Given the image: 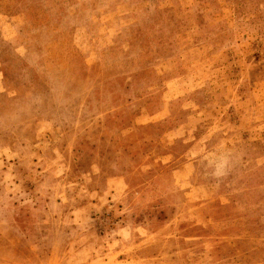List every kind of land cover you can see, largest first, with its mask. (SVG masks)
Returning <instances> with one entry per match:
<instances>
[{
	"label": "rangeland",
	"instance_id": "1",
	"mask_svg": "<svg viewBox=\"0 0 264 264\" xmlns=\"http://www.w3.org/2000/svg\"><path fill=\"white\" fill-rule=\"evenodd\" d=\"M0 264H264V0H0Z\"/></svg>",
	"mask_w": 264,
	"mask_h": 264
}]
</instances>
